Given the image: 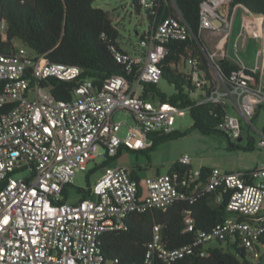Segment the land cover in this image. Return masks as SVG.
Listing matches in <instances>:
<instances>
[{
	"label": "built area",
	"instance_id": "obj_1",
	"mask_svg": "<svg viewBox=\"0 0 264 264\" xmlns=\"http://www.w3.org/2000/svg\"><path fill=\"white\" fill-rule=\"evenodd\" d=\"M157 0H141L151 6ZM230 0H205L200 10V34L205 31L229 35L234 15L223 7ZM219 23V25L217 24ZM6 39V22L0 21ZM189 25L179 14L159 23L129 52L112 47L126 77L115 75L94 83L82 80L69 101L57 100L43 81L80 80L78 66L48 63L25 49L13 55L0 54V264H107L99 250L103 235L124 228L133 213L166 210L198 191L200 170L184 176L169 173L147 177L139 184L131 169L108 164L90 187L87 198L68 202L67 187L79 172L88 171L91 162L104 157L115 159L121 150L139 152L150 148V135L175 131L177 118H185L190 108H177L160 99L142 96L143 84L162 81V62L167 45L186 40ZM242 36L263 39V28L248 21ZM210 67L213 86L199 71L197 58L188 60L200 103H214L227 109L222 130L232 141L243 134L244 124L252 126L258 107L264 109V87L255 71L237 59V69L222 74L218 55L201 46ZM205 85H208L207 90ZM140 87L141 93L137 90ZM124 112L135 125L121 137L124 123L114 115ZM264 149V137L257 143ZM101 150L104 153H101ZM180 163L191 165L185 155ZM23 175L22 177H17ZM204 191L223 189L230 193L227 211L231 217L209 232L200 233L194 246L201 256L217 242L239 238L252 264L264 257V165L250 171L224 172L212 169ZM221 201V198H218ZM187 215L190 211H186ZM187 217V231L193 230ZM191 246L168 249L162 241L161 227L155 225L144 264H152L158 254L165 264H174L189 253Z\"/></svg>",
	"mask_w": 264,
	"mask_h": 264
},
{
	"label": "trees",
	"instance_id": "obj_2",
	"mask_svg": "<svg viewBox=\"0 0 264 264\" xmlns=\"http://www.w3.org/2000/svg\"><path fill=\"white\" fill-rule=\"evenodd\" d=\"M205 0H157L151 6H144L141 0H133L137 13L142 8L147 13L149 25L139 36V41L146 38L156 26L168 17L181 15L189 25L191 33L186 40L173 41L167 45L168 54L162 62L163 77L174 86L171 96L162 92L158 84H143L142 96L146 99H160L174 107L190 108L189 115L192 127L189 131L175 130L170 134L150 135L153 145L143 151L133 152L135 155L145 154L151 162L150 153L163 144L186 137L190 132L204 136H224L229 143V150L241 149L251 151L253 141L246 147L234 144L222 130L227 109L214 103H200L196 97L198 88L194 84L188 60L197 58L198 69L205 74V80L213 86L210 67L205 58L202 35L200 34V10ZM95 0H0V21L6 22V39L0 33V54L13 55L20 49L27 50L30 55L43 57L48 63L67 64L82 69L80 80L62 81L48 79L42 86L49 87L57 100L69 101L74 90L82 80L101 83L111 76L120 75L133 82L134 76L128 75L124 65L118 63L111 48L129 52L122 46L120 31L114 24L110 14L94 6ZM231 9L244 7L249 14L263 17L264 35V0H232ZM137 44V43H136ZM136 44H130L133 48ZM264 49V36H263ZM207 50V49H205ZM182 67V70L180 69ZM235 62L223 59L220 69L225 77L237 69ZM255 78L258 81L257 75ZM3 84L0 81V88ZM208 85H205L207 90ZM6 109H0L2 114ZM122 151V150H121ZM121 151L115 157L120 156ZM110 160L103 162L105 167ZM143 168L134 165L131 177L138 182L142 194V179L139 175ZM192 168L180 161L174 162L168 169L170 175L184 176ZM197 183L198 191L189 194L187 200H181L166 210H152L144 214L133 213L125 221L123 229L106 233L100 240L99 250L107 264H144L149 244L153 238L155 225L161 227L162 241L168 249L191 246L184 258L174 264H252L246 249L241 246L239 238L234 241L217 242L209 248L205 256H201V247L194 246L200 233L209 232L217 225L231 217L227 211L230 193L223 189L212 192L204 191L209 168H202ZM93 171H91L92 173ZM91 185L87 189H79L78 194L85 199L89 195ZM68 196V193L65 191ZM221 198V201H218ZM186 211H190L187 215ZM193 221V230L187 231L186 218ZM152 264H165V261L154 254ZM261 264H264V257Z\"/></svg>",
	"mask_w": 264,
	"mask_h": 264
},
{
	"label": "rangeland",
	"instance_id": "obj_3",
	"mask_svg": "<svg viewBox=\"0 0 264 264\" xmlns=\"http://www.w3.org/2000/svg\"><path fill=\"white\" fill-rule=\"evenodd\" d=\"M231 2L232 0H230V2L223 7V10L227 9L231 15H235L236 7L231 9ZM94 6L101 8L110 14L114 24L117 25L120 31V41L122 42L123 47L129 48L131 47L130 44L138 43L139 36L143 34L148 28L149 20L147 18L145 9L142 8L140 13H137L133 6V0H95ZM241 13L242 9H239L236 13L237 17L234 25V30L236 29V31L238 30ZM246 14L251 17L248 11ZM257 17L262 16L258 15ZM234 39L235 35L232 36V44ZM202 40L204 43L205 40L203 39V35ZM204 46L206 49H210L209 44L204 43ZM260 46L261 40L250 37L246 43V47L240 48L238 54L244 61H249L250 65H254V56ZM180 69L182 70V67ZM157 86L162 92L169 96L175 93L174 86L170 85L165 80H162ZM137 92L141 93L140 87L138 88ZM114 121L116 123L126 124L123 125L120 132L121 137L126 134L129 127H133L135 125L133 117L130 114H126L124 112H117L114 115ZM260 124H262L264 127L263 113L260 117ZM260 124H257L255 127H260ZM191 127L192 119L189 114H187L185 118H177L175 130L186 132L189 131ZM249 134L251 135V138L258 140L256 133L250 130L248 126H244V144L247 143ZM236 142L238 143V141ZM237 143L234 142V144ZM228 147V140L224 136H204L197 132H190V134L184 138L159 146L156 151L150 153L151 162H149L146 155L142 153H140L138 156L135 154L127 155L124 153L123 157H121L119 161L123 162V160L129 159V161H126L125 164L130 162L131 164L140 165L143 170L139 172V175L142 179H145L147 177L154 176L156 170H158L160 174H166L170 165L185 155L191 159L194 171L200 169L203 165L213 167L215 164H217L216 166H219L220 169L232 167L235 164V160L233 157H231L233 153L231 154L229 152ZM255 152L256 153L253 155L249 154L248 164H252L254 158L258 157H261L264 162V150L255 149ZM101 153L103 154L104 151L101 150ZM103 162L104 157L102 156L89 164L88 171L79 172L76 174L73 184L67 187L69 203L72 204L78 201L80 198V195L78 194L79 189H87L89 185H94L98 178H100L104 168L102 166ZM91 171L93 172L91 173ZM22 176L23 175H18L17 177ZM247 257L249 259V255H247Z\"/></svg>",
	"mask_w": 264,
	"mask_h": 264
},
{
	"label": "crops",
	"instance_id": "obj_4",
	"mask_svg": "<svg viewBox=\"0 0 264 264\" xmlns=\"http://www.w3.org/2000/svg\"><path fill=\"white\" fill-rule=\"evenodd\" d=\"M239 9L240 10L242 9V13H241L239 24H238L239 25L238 30L236 31V29L234 30V25H235L236 17H237L236 13L238 12ZM236 13H235L234 18H233V25H232V29H231L229 35H225L222 33H213V32H209V31H205L203 33V39L205 40L204 43L209 44L210 49H211V50L207 49V51L217 53V55H218L217 61L218 62L222 61L223 59H228V60H231L233 62H236L237 59L240 58V60L244 63V65L247 68L255 71V73L258 77V81L264 87V49H263V44H262L263 39L262 40L259 39V40H261V46L258 48V50L255 53L254 60H253L254 65H250L249 61H247V62L244 61L238 54L240 48L246 47V43L250 39V37L244 38L242 36L243 28H244L245 24L248 21H254V24L257 27H260L262 30L263 18L257 17L258 15H252V14H250L251 17L248 16L246 14L247 11L242 6L236 7ZM255 17H257V18H255ZM233 35H235V39H234V42L232 44L231 39H232ZM216 39H218V40H216ZM124 48L128 51H130L132 49L131 47H129V48L124 47ZM262 113L264 114V109L258 107L256 110V113L252 119L253 125L249 126V125L244 124V126H248L250 130H252L256 133L258 140L251 138V135L249 134L248 139H247V143L244 144L243 143L244 138H243V134H242L241 138L239 140H237L238 143L236 141H232L233 143L235 142V143H237V145L244 148V147L248 146L250 141L252 140L254 145H253V149L251 151H245V150H241L238 148L234 149L232 151L229 150V152L231 154L233 153V155L231 157H233V159L235 160V164L232 167H226V168L220 169L219 166H216L217 164H215L213 167H208V166L203 165L198 170H201L202 168L205 167V168H209L211 170L218 168L224 172L250 171V170H253L260 165H264V162L261 159V157L254 158L252 164H248L249 154L253 155L256 153L255 149H259L257 143L259 142L260 139H262L264 137V127L262 126V124H260V117H261ZM257 124H260V127H255ZM244 126H243V129H244ZM228 149H229V147H228ZM260 150H264V149H260ZM124 153H126L127 155L133 154V153H129L127 150H122L120 156H118L117 159L110 160L109 164L121 165V166H125V167L131 169L135 164H131L130 162H127L128 164H125V162L129 161V159L123 160V162L119 161L120 158L123 157ZM136 165H138V164H136ZM190 167L193 170L192 163H191ZM156 175H160L158 170H156L154 176H156Z\"/></svg>",
	"mask_w": 264,
	"mask_h": 264
},
{
	"label": "bare ground",
	"instance_id": "obj_5",
	"mask_svg": "<svg viewBox=\"0 0 264 264\" xmlns=\"http://www.w3.org/2000/svg\"><path fill=\"white\" fill-rule=\"evenodd\" d=\"M224 1H227V0H224ZM219 2H221V0H219ZM255 18H257V17H255Z\"/></svg>",
	"mask_w": 264,
	"mask_h": 264
},
{
	"label": "water",
	"instance_id": "obj_6",
	"mask_svg": "<svg viewBox=\"0 0 264 264\" xmlns=\"http://www.w3.org/2000/svg\"><path fill=\"white\" fill-rule=\"evenodd\" d=\"M218 25H219V23H217ZM220 62H222V61H220Z\"/></svg>",
	"mask_w": 264,
	"mask_h": 264
}]
</instances>
